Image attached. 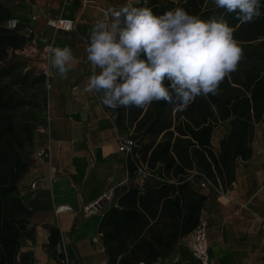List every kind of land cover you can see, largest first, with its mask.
<instances>
[{"label":"trees","instance_id":"obj_1","mask_svg":"<svg viewBox=\"0 0 264 264\" xmlns=\"http://www.w3.org/2000/svg\"><path fill=\"white\" fill-rule=\"evenodd\" d=\"M135 6H143L141 0ZM148 6L156 15L175 7L203 20L224 15L244 58L220 85L219 95L198 97L186 110L163 102H154L146 111L114 110L119 132L130 133L136 141L128 156L129 173L144 164L151 176L143 188L133 185L122 191L117 206L103 215L99 232L108 264L152 263L167 257L197 227L209 198L190 176L196 181L205 176L228 189L235 180L237 160L251 158L255 127L264 121V18L241 24L233 14L216 10L212 0H149ZM11 14L0 3V77L25 68L9 57L30 44L23 25L16 30L4 26ZM38 76L34 82L45 83V76ZM12 87L10 81L0 85V264H29L32 259L21 248L25 239L33 237L31 213L20 193L29 171L25 157L33 151L38 124L25 126L23 133L19 130L14 113L29 102ZM223 125L228 132L215 148L214 132ZM59 237V231L51 229L50 245H56Z\"/></svg>","mask_w":264,"mask_h":264},{"label":"crops","instance_id":"obj_2","mask_svg":"<svg viewBox=\"0 0 264 264\" xmlns=\"http://www.w3.org/2000/svg\"><path fill=\"white\" fill-rule=\"evenodd\" d=\"M139 1L0 0L24 29L32 27L36 33L35 42L18 51L22 56L11 61L36 70L45 76L46 85H51L46 86L40 100L41 114L36 124L49 115L53 140L48 142L43 136L35 140L26 159L29 171L20 193L31 213L29 227L33 237L25 239L21 248L31 257L29 264H58L59 255L67 256L72 264H108L99 225L105 212L117 206V196L137 186L136 175L129 173L128 155L119 151L114 112L101 104V94L84 92L87 77L98 71L91 69L85 49L92 25L105 18L106 10ZM47 14L72 19L73 30L52 29L47 25ZM35 16L37 19L33 20ZM46 44L72 49L76 59L67 79L49 69L48 56L43 52ZM227 132L225 125L215 130V148ZM251 147V158L237 160L235 180L222 195L201 188L199 180L190 176L198 191L209 195L200 220L208 224L209 251L218 264H223L218 257H227L226 264H264V121L255 127ZM38 148L49 149V163L35 155ZM33 183L35 188L31 187ZM111 189L115 199L103 203L97 213L85 216L84 207ZM64 204L72 210L56 214L55 208ZM51 229L60 234L54 246L50 245ZM165 258L182 262L189 256L180 240Z\"/></svg>","mask_w":264,"mask_h":264},{"label":"clouds","instance_id":"obj_3","mask_svg":"<svg viewBox=\"0 0 264 264\" xmlns=\"http://www.w3.org/2000/svg\"><path fill=\"white\" fill-rule=\"evenodd\" d=\"M141 2L109 8L92 25L85 50L91 69L98 71L87 77L84 92L101 94L109 109L145 111L154 102L183 111L198 97L219 95L244 58L224 15L203 20L181 7L156 15L149 0ZM212 3L241 24L264 18V0ZM49 50V69L67 79L76 59L72 49L50 45Z\"/></svg>","mask_w":264,"mask_h":264},{"label":"built area","instance_id":"obj_4","mask_svg":"<svg viewBox=\"0 0 264 264\" xmlns=\"http://www.w3.org/2000/svg\"><path fill=\"white\" fill-rule=\"evenodd\" d=\"M107 11V10H106ZM105 11V12H106ZM37 16L33 17V20H36ZM47 25L51 27L52 29L58 30V31H65L70 32L74 28V21L72 19L63 18V17H52L50 14H47ZM21 23L17 18L11 17L4 26L7 29L10 30H16L20 27ZM24 35L30 39V43L35 42V30L32 27H26L24 29ZM54 46L53 44H46L43 48V52L49 56L50 50L49 46ZM45 75L48 76L47 72ZM49 88V86H47ZM110 111L114 112L115 109H109ZM39 136L45 137L48 142H51L53 140V133L51 128V117L47 115V117L44 119V121L37 125L35 128V138L37 139ZM116 140L119 144V151L126 153L128 156L133 153L135 147H136V141L132 138L130 134H123L121 132H117ZM35 155L44 163L50 162V151L47 148H38L35 151ZM135 183L138 187L143 188L145 180L151 176V172L142 164L136 165L135 170ZM157 179L160 181L162 180L160 177H157ZM199 186L201 188H207L210 189L212 192L222 195L224 190L220 187L215 185L212 181H210L205 176H201V179L199 180ZM36 183H33L31 185L32 188H35ZM115 199V192L114 189L109 190L106 194L101 197V199L87 205L84 207V215L90 216L95 213H97L101 207V202H111ZM72 207L69 205H58L55 208V213H63L71 211ZM95 242L98 241V239H94ZM181 244L184 248V250L187 252L189 258L187 260H183L182 262H172L168 261L166 258H158L156 261L152 263H144L140 262L137 264H218L214 259L211 258L210 251H209V240H208V224L200 220L197 227L184 236L181 239ZM58 264H72L71 261L67 258L65 255H59L56 259ZM38 264H44V263H38Z\"/></svg>","mask_w":264,"mask_h":264},{"label":"rangeland","instance_id":"obj_5","mask_svg":"<svg viewBox=\"0 0 264 264\" xmlns=\"http://www.w3.org/2000/svg\"><path fill=\"white\" fill-rule=\"evenodd\" d=\"M26 47V46H25ZM21 53L17 51V53H13L11 56L12 59H18L20 58ZM32 71L31 75H29L26 78H22V76L27 72ZM38 72L33 69H25L21 68L17 72H15L14 75H9L7 77H0V85H2L4 82L10 81L13 84V90L18 94L19 97L23 98L27 102H29V105L26 107L17 110L14 113V120L17 126L19 127V130L23 133L24 128L27 125H34L37 121V117L39 114H41V108H40V100L46 93V81L44 83V80L41 82H34L35 77L38 76ZM46 79V78H45ZM27 159V157H25ZM10 197L15 198L16 195L12 194ZM212 253V251H211ZM212 254H215L214 252ZM221 258L223 264H226L227 257L223 259ZM250 264V263H247ZM263 264V263H262Z\"/></svg>","mask_w":264,"mask_h":264},{"label":"water","instance_id":"obj_6","mask_svg":"<svg viewBox=\"0 0 264 264\" xmlns=\"http://www.w3.org/2000/svg\"><path fill=\"white\" fill-rule=\"evenodd\" d=\"M103 203H106V201H102V202H101V205H102Z\"/></svg>","mask_w":264,"mask_h":264}]
</instances>
